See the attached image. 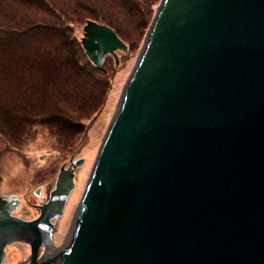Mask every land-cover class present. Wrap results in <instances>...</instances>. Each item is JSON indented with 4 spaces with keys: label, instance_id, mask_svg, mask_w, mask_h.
Returning <instances> with one entry per match:
<instances>
[{
    "label": "water",
    "instance_id": "water-1",
    "mask_svg": "<svg viewBox=\"0 0 264 264\" xmlns=\"http://www.w3.org/2000/svg\"><path fill=\"white\" fill-rule=\"evenodd\" d=\"M97 68L126 45L87 21ZM82 160L31 220L0 195L5 249L52 245ZM53 264H264V0H162Z\"/></svg>",
    "mask_w": 264,
    "mask_h": 264
},
{
    "label": "trees",
    "instance_id": "trees-1",
    "mask_svg": "<svg viewBox=\"0 0 264 264\" xmlns=\"http://www.w3.org/2000/svg\"><path fill=\"white\" fill-rule=\"evenodd\" d=\"M152 13L149 2L138 0H0L4 142L17 149L20 138L40 128L59 151L81 143L87 128L83 122L97 116L110 85L106 65L97 68L90 62L73 28L93 21L112 29L128 46V36L143 34ZM8 118L19 133L8 128L13 125Z\"/></svg>",
    "mask_w": 264,
    "mask_h": 264
},
{
    "label": "rangeland",
    "instance_id": "rangeland-1",
    "mask_svg": "<svg viewBox=\"0 0 264 264\" xmlns=\"http://www.w3.org/2000/svg\"><path fill=\"white\" fill-rule=\"evenodd\" d=\"M138 1L149 2L153 13L148 16V24L143 34L134 33L128 36L127 40L130 45L126 46L127 51L116 52L117 64L111 56L106 57L105 65L110 86L97 116L89 122H83L87 128L81 136V143L77 141L78 144L76 142L73 146L59 151L54 140L40 128H37V132L28 139L21 140L20 138V145L18 144L17 149L9 147L0 137V195H5L7 198L14 196L20 201L14 214L23 219L31 220L39 215V210L35 207L42 205L38 194L41 192L48 199L50 191L54 188L60 167H67L70 159L73 161L82 160V164L74 171V189L67 199L63 214L61 217L52 220V224L55 226L52 233V245L57 249L64 246L72 229L99 149L111 125L128 79L141 55L145 37L162 0ZM84 26L85 24L73 28L74 35L79 42L83 35ZM7 78L11 79L10 77ZM8 84L5 85L7 91L11 89V84ZM3 96H5L4 92L0 91V97ZM8 123L13 124L8 128L19 133V126L15 122L8 118ZM12 137L14 142L18 141L16 136ZM5 251V264H29V246L9 245ZM43 253L44 251L41 255ZM42 257H38L37 261H45ZM47 263L53 264L50 261Z\"/></svg>",
    "mask_w": 264,
    "mask_h": 264
},
{
    "label": "bare ground",
    "instance_id": "bare-ground-1",
    "mask_svg": "<svg viewBox=\"0 0 264 264\" xmlns=\"http://www.w3.org/2000/svg\"><path fill=\"white\" fill-rule=\"evenodd\" d=\"M76 218V216H75ZM74 222H75V219H74ZM73 225L74 223L72 224V228H73ZM72 230V229H71ZM71 230H70V233H71ZM70 233L66 239V243L64 244V246H62L61 248L57 249L55 248V246L53 245H50V246H47L46 248H42L39 250V253H38V257H42L44 258L45 260H47V262H56L59 258L63 257L64 255V252H65V249H66V246H67V242H68V239H69V236H70ZM44 251L43 255H41V253Z\"/></svg>",
    "mask_w": 264,
    "mask_h": 264
},
{
    "label": "flooded vegetation",
    "instance_id": "flooded-vegetation-1",
    "mask_svg": "<svg viewBox=\"0 0 264 264\" xmlns=\"http://www.w3.org/2000/svg\"><path fill=\"white\" fill-rule=\"evenodd\" d=\"M38 195H39L38 198L40 199L41 203H43L44 201L47 200V199L41 194V192H40ZM38 206H40V205H36L35 207L38 208ZM16 245H25V244H16ZM25 246H27V245H25ZM29 263H30V259H29Z\"/></svg>",
    "mask_w": 264,
    "mask_h": 264
}]
</instances>
